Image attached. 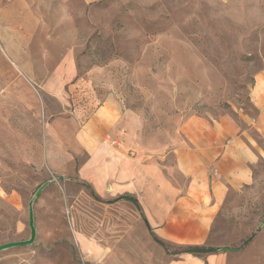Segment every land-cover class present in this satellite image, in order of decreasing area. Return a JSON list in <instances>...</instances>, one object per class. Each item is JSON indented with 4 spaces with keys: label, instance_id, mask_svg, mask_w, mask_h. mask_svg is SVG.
<instances>
[{
    "label": "rangeland",
    "instance_id": "1",
    "mask_svg": "<svg viewBox=\"0 0 264 264\" xmlns=\"http://www.w3.org/2000/svg\"><path fill=\"white\" fill-rule=\"evenodd\" d=\"M82 27L68 116L85 121L114 95L122 118L104 134L119 154L140 152L158 174L169 150L194 146L200 130L245 132L262 148L208 244L230 264H264V140L252 100L264 69V0H102ZM39 91L45 115L0 76V264H169L184 255L187 245L161 237L142 200L102 185L79 125H46L65 110ZM186 180L174 175L179 186Z\"/></svg>",
    "mask_w": 264,
    "mask_h": 264
},
{
    "label": "crops",
    "instance_id": "2",
    "mask_svg": "<svg viewBox=\"0 0 264 264\" xmlns=\"http://www.w3.org/2000/svg\"><path fill=\"white\" fill-rule=\"evenodd\" d=\"M100 1L0 0V76L29 111L47 112L39 89L52 96L65 111L46 125L53 131L62 124L79 125L77 138L95 154L89 163L96 162L102 185L111 181L116 194L142 200L149 222L161 237L209 247L222 203L235 187L249 182L252 164L263 150L253 147L245 132L200 130L193 132L194 146L169 150L157 169L160 172L153 174V161L140 152L130 157L106 144L104 131L122 118L123 109L114 95L85 121L77 120L79 113L69 118L68 88L78 77L77 51L88 40L82 21ZM252 89L258 109L255 128L264 140V69L255 76ZM174 175L186 176L185 186L176 184ZM230 261L227 252H188L169 264Z\"/></svg>",
    "mask_w": 264,
    "mask_h": 264
},
{
    "label": "trees",
    "instance_id": "3",
    "mask_svg": "<svg viewBox=\"0 0 264 264\" xmlns=\"http://www.w3.org/2000/svg\"><path fill=\"white\" fill-rule=\"evenodd\" d=\"M186 253L190 252L193 254H203V253H217L215 249L207 247V246H199V245H189L186 246Z\"/></svg>",
    "mask_w": 264,
    "mask_h": 264
},
{
    "label": "water",
    "instance_id": "4",
    "mask_svg": "<svg viewBox=\"0 0 264 264\" xmlns=\"http://www.w3.org/2000/svg\"><path fill=\"white\" fill-rule=\"evenodd\" d=\"M31 217H32V212H31ZM31 226H32V234H33V237H34V233H35V228H34V222L31 223ZM32 239L31 240H28L27 242H23V244H26V243H31Z\"/></svg>",
    "mask_w": 264,
    "mask_h": 264
}]
</instances>
